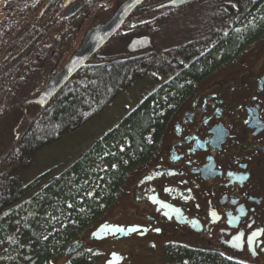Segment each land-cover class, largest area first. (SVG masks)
I'll use <instances>...</instances> for the list:
<instances>
[{"label": "flooded vegetation", "instance_id": "flooded-vegetation-1", "mask_svg": "<svg viewBox=\"0 0 264 264\" xmlns=\"http://www.w3.org/2000/svg\"><path fill=\"white\" fill-rule=\"evenodd\" d=\"M47 1L33 18H26V7L19 15L9 14L16 22L20 16L25 19L13 36L8 26L15 21L9 19L3 27L0 23V180H38L14 205L1 208L3 226L18 223L13 221L21 213L16 205L56 175H48L52 166L35 169V153L28 162L14 161L21 144L17 140L20 123L32 108V102L24 101L40 91L85 34L104 23L124 0H62L57 10L51 2L43 9ZM164 1L141 0L92 54L99 52L104 60L115 56L129 61L155 50L152 39L156 30L147 27L155 15L147 12L149 8L159 10L166 25L176 20V31H187L190 23L202 18L193 36L183 40L184 49L202 55V43H195L202 35L211 37V24L215 25L213 36H217L219 20H223L225 37L238 36L240 45L219 50L220 39L211 43L216 58L207 70L197 76L188 74L177 88H169V104L161 115L153 151L131 161L128 155H117L110 166L116 171L111 180L115 185H102L111 198L104 200V207L117 202L111 217L96 223L91 218L87 223L93 226L88 232L79 233L75 228L72 235L59 239V227L76 225L70 210L75 206L71 199L63 211L59 201L52 202L54 207L43 217L50 228L40 238L51 244L46 264H177L174 259H164L166 244L210 250L214 257L232 264H264V0H185L179 5L156 6ZM5 16L0 13V22ZM238 16L240 23L231 25ZM145 36L148 45L129 49L132 39ZM110 45L122 49L104 52ZM92 54L87 64L93 62ZM199 54L187 62L188 68L204 67ZM19 83L23 84L21 91L16 89ZM103 167L94 171L102 176L99 184L109 180L110 168ZM5 196H10V189ZM101 223L132 229L90 237ZM6 249L3 245L0 252ZM82 251L96 257L78 261Z\"/></svg>", "mask_w": 264, "mask_h": 264}, {"label": "trees", "instance_id": "trees-1", "mask_svg": "<svg viewBox=\"0 0 264 264\" xmlns=\"http://www.w3.org/2000/svg\"><path fill=\"white\" fill-rule=\"evenodd\" d=\"M45 1L2 0L0 13L7 15L0 22L2 27L4 23L8 26L7 20H14L15 23L8 26L13 36L22 28L25 19L23 15L18 17L16 22L9 14L19 15L20 10L23 11L26 7V18H33L38 14L40 5ZM159 1L150 0L154 3ZM60 2L62 0H52L50 6L57 10ZM15 8L16 10H14ZM158 11L152 8L147 10V12L155 15L154 19L150 20L152 26H147L149 30L155 28L158 31L164 22L158 15ZM22 13L24 14V12ZM51 17L53 19L57 18L55 13H52ZM238 23H240V16L231 22V25H237ZM217 24L220 25V32L217 36H213L215 25L211 24L209 26L211 27L209 29L211 37L202 35L198 37V41L195 43L197 45L202 43L200 46L204 51L202 55H200V52H194L188 48L184 49L182 45L173 46L157 53H139L138 56L129 61L121 60L115 56L104 60V56L100 57L99 52H96L91 56L93 62L85 64L75 71L63 84V87L44 106L31 104V110L27 112L20 123L21 130L17 140L21 144L17 148L19 153L16 155L15 162L17 159L28 162L31 156L41 147L57 140L66 131L83 124L107 105L122 88L130 85L132 81L145 76L157 81L153 89L143 96L137 105L131 108L113 128L97 138L73 162L52 177L49 182L47 181L40 190L24 198L16 205L20 210L18 212L21 213L13 221L17 220L18 223L13 222L10 227L0 224V247H3V245L7 247V251H5L7 255L11 254L12 249L20 240L29 236L34 241V251L31 252L25 264H46L50 255L51 244L40 238L50 228L43 221V217H45L47 211L52 209V204H54L52 202L54 201H59L60 209H63V211L67 210V206L64 207V205L68 204L71 199L73 200H71V204L74 202L73 206H75L74 209L71 208L70 210L74 211V223L76 225L67 224L59 227L57 230L59 239L72 235L75 228L76 230L81 229L82 226H86L85 224L91 218L98 216V202L111 199L110 194L107 195L102 190V185L106 184L107 186L108 184V188L115 185L114 181L111 180L116 171L110 166L117 155L120 153L128 155L130 161L135 157L142 159L153 151L158 144L160 132L158 127H160L161 114L156 108L151 109L149 102L152 100L158 105L161 96H166L170 100L169 88L174 86L177 88V83L181 81V78L188 74V76H197L207 70L216 58V48H209L216 40L220 39L221 42H217L219 43L217 46L219 50L232 44H235L236 47L240 45L238 36L236 38L233 36L231 39L228 36L225 37L222 31L223 20L217 21ZM18 38L20 36L11 40L12 43H15ZM222 38L223 40H221ZM198 54L200 55L198 61L202 62L204 67L188 68L187 62L196 55L198 57ZM160 78H163L162 82H158ZM22 87L23 84L16 85L18 91H21ZM149 133L150 136H148ZM122 145L121 152L119 147ZM102 153L107 154L102 156ZM100 160L105 161L107 167L110 168L107 171V178L110 182L102 179L98 190L95 194L93 193L90 199L79 196V193L75 192L77 185H80L82 181L96 179L97 173L94 171L100 168ZM124 167L126 166L124 165ZM37 181L34 179L25 182L15 177L1 179L0 210L8 204L14 205L15 202L21 199L25 191ZM9 189L10 196H5V192ZM83 257H90L93 260L96 254L82 251L78 261L83 260ZM163 257L165 260L174 259L177 264H232L222 258L214 257L210 250L200 251L193 247L177 244H166L163 247Z\"/></svg>", "mask_w": 264, "mask_h": 264}, {"label": "rangeland", "instance_id": "rangeland-1", "mask_svg": "<svg viewBox=\"0 0 264 264\" xmlns=\"http://www.w3.org/2000/svg\"><path fill=\"white\" fill-rule=\"evenodd\" d=\"M142 18L143 17L138 18L139 21H141ZM175 22L177 21L174 20L168 25H166V22H163L159 27L160 29L155 31V35L152 40L156 49L151 50L150 52L157 53L163 49H169L172 46H184L182 43L183 40L193 36L203 20L200 17L196 18L194 23H190V25L186 27L187 31L184 29L181 31L174 30L173 25ZM177 29L179 30V27H177ZM185 33H187V35ZM121 49L122 46L120 47V45H110L103 50L106 53H110ZM162 79L163 78H160L158 82H162ZM155 83H157L155 79L145 76L132 81L130 85L122 88L117 95L98 113L93 115L78 127L66 131L57 140L41 147L37 152H35L33 156L35 169L42 170L52 166L48 175L58 174L61 170L68 166V164L73 162L76 157L97 138L101 137L109 129L113 128L131 108L137 105L143 96L153 89ZM159 102L160 103L156 105L155 102L151 100L149 104L151 109L156 108V110H158V112L162 115L168 107L169 99H167L166 96H161L159 97ZM148 136H150V133ZM102 156H105V154L102 153ZM100 164L101 165L99 167L103 170V166L106 165V162L100 160ZM101 177V174L98 173L96 179L82 181L80 185H77L75 192H78L81 197H88L90 199L93 193L95 194L96 188L99 187L98 179ZM130 178L126 180L124 187ZM115 204H117L116 201L104 207L105 202H101L100 200L98 202V216L93 218L92 222L95 221L96 223L102 218L111 217L114 214ZM64 207H66V205H64ZM90 224L91 223L85 224L86 226H83V228L85 227L84 230L78 229L77 231L79 233H82L83 231L88 232V230H90L93 226ZM33 243L34 241L30 239L29 236H26L23 240H20L17 243L15 248L12 249L10 255H7L4 251L0 252V264H25L31 252L34 251ZM139 253L140 252L135 254L138 259L140 258Z\"/></svg>", "mask_w": 264, "mask_h": 264}, {"label": "water", "instance_id": "water-1", "mask_svg": "<svg viewBox=\"0 0 264 264\" xmlns=\"http://www.w3.org/2000/svg\"><path fill=\"white\" fill-rule=\"evenodd\" d=\"M2 0H0L1 3ZM48 0L43 9L51 2ZM141 0H124L112 13V15L99 27L93 28L88 31L79 47L70 55V57L61 65V67L54 73V75L43 84L40 91L31 98L26 99L24 102L37 103L40 106H44L55 92L63 86V84L71 77V75L77 71L80 67L87 64L89 56L95 52L103 43H105L111 35L116 31L125 17ZM185 0H167L158 5L161 7L164 5H179ZM70 9L66 11L68 13ZM147 40V41H144ZM149 44L148 37L134 38L128 44L129 49L146 46ZM23 102V103H24ZM132 228H124L119 225L113 224H99L95 229L90 232V237L100 238L107 233H126ZM115 254H110L113 257Z\"/></svg>", "mask_w": 264, "mask_h": 264}]
</instances>
